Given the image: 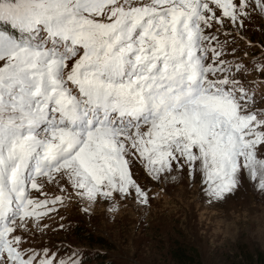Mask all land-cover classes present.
Segmentation results:
<instances>
[{
	"label": "snow or ice",
	"instance_id": "snow-or-ice-1",
	"mask_svg": "<svg viewBox=\"0 0 264 264\" xmlns=\"http://www.w3.org/2000/svg\"><path fill=\"white\" fill-rule=\"evenodd\" d=\"M256 18L264 0H0V264H83L32 237L74 201L148 205L137 161L216 201L245 175L264 192V59L236 56Z\"/></svg>",
	"mask_w": 264,
	"mask_h": 264
},
{
	"label": "rangeland",
	"instance_id": "rangeland-1",
	"mask_svg": "<svg viewBox=\"0 0 264 264\" xmlns=\"http://www.w3.org/2000/svg\"><path fill=\"white\" fill-rule=\"evenodd\" d=\"M245 35L237 40V57L264 59V19L250 23ZM247 79L259 82L252 72ZM133 171L150 195L148 205L132 198L99 200L88 205L86 214L85 205L74 201L46 220L48 230L36 233L31 245L56 248L60 254L72 250L83 264H185L174 260L173 252L194 254L200 264H242L247 252L264 254L259 177L245 175L232 194L216 201L208 196L202 174L193 179L187 169H176L175 180L158 183L145 175L139 161Z\"/></svg>",
	"mask_w": 264,
	"mask_h": 264
},
{
	"label": "trees",
	"instance_id": "trees-1",
	"mask_svg": "<svg viewBox=\"0 0 264 264\" xmlns=\"http://www.w3.org/2000/svg\"><path fill=\"white\" fill-rule=\"evenodd\" d=\"M172 258L177 262H185V264H200L194 254L186 256L183 253L173 252ZM242 264H264V254L257 252L253 255L247 252Z\"/></svg>",
	"mask_w": 264,
	"mask_h": 264
}]
</instances>
